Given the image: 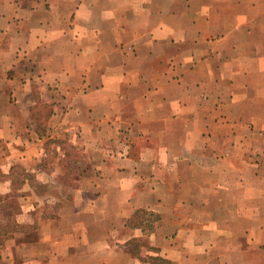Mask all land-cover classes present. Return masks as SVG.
Listing matches in <instances>:
<instances>
[{"label":"crops","instance_id":"crops-1","mask_svg":"<svg viewBox=\"0 0 264 264\" xmlns=\"http://www.w3.org/2000/svg\"><path fill=\"white\" fill-rule=\"evenodd\" d=\"M16 165L0 264H264V0H0L4 195Z\"/></svg>","mask_w":264,"mask_h":264},{"label":"rangeland","instance_id":"rangeland-1","mask_svg":"<svg viewBox=\"0 0 264 264\" xmlns=\"http://www.w3.org/2000/svg\"><path fill=\"white\" fill-rule=\"evenodd\" d=\"M32 108H36L35 111L37 112V117H38V107H32ZM45 113H46V109L41 110L40 117L42 118L45 115ZM47 148H48V151H47V154L45 155L46 157L44 156V159H47L46 161L48 163V166H51L52 162H54V164L57 166L56 160L54 159V152H53V150L56 149V144H54L53 142L49 143ZM69 158H73V161H74L78 158H82V155L80 153H77L76 151H74V153H72ZM62 165H63V167L68 166L67 158L63 160ZM26 169L27 168H25L22 165L18 166L16 168L15 173L17 175L19 174L20 177H22V178H27L31 181L35 180V183H37L36 182V174L32 173L31 171H27ZM52 170H54V169L52 168ZM48 172H49L48 174L50 175V177L55 178V179H59L61 181H66L67 178L69 179L72 176H74V173H76L77 170L72 172L73 174H67L65 172L62 173L61 170H58L57 172L55 171L54 173H52L51 169ZM30 174H33V177H31ZM30 177H31V179H30ZM3 179H4L3 176L0 175V181ZM59 182L60 181H58V183ZM47 183H48V186L40 187L39 189H42L47 194L52 192L53 195H61L62 191H64L65 194L68 193V190H66L67 187H62L58 183H56L55 185H51L50 180H47ZM14 188H17V184L15 185ZM33 188H35V194L28 195V198L30 199V201H38V191H39L38 184H34ZM43 191L40 194H43ZM71 191H73V188L71 189ZM0 195H3L7 199L6 203L4 204L3 209L2 208L0 209V249H2V245H3V241H4L3 237H2V230L4 228L3 218H8V224L6 225V227L10 228L11 231L23 232L24 234H22L21 237H25V239L28 241L33 240L35 237V235H34L35 232L33 231V229L37 226V220L36 219L38 218V202L35 203L37 205L36 206L37 210H33L32 212H28L27 215H25L24 217L21 218L22 223H20L18 221L17 216L22 210V198H20L18 191L16 189H14V191H12L10 194H7V195H4L0 192ZM13 202L15 204V207H13V205H12ZM50 205H51V203H43V208L46 206L48 207ZM52 206H55V205L52 204ZM16 207L19 208V210H17ZM36 214H37V216H36ZM12 218L15 221H17V225L12 224L14 221V220H12ZM5 221H6V219H5Z\"/></svg>","mask_w":264,"mask_h":264},{"label":"trees","instance_id":"trees-1","mask_svg":"<svg viewBox=\"0 0 264 264\" xmlns=\"http://www.w3.org/2000/svg\"><path fill=\"white\" fill-rule=\"evenodd\" d=\"M17 167H18V166L16 165V168H17ZM15 174H16V173H15ZM30 176L33 177V174H30ZM31 177H30V179H31ZM22 179H23V178L20 177L19 174H18V175L16 174V175L13 176V182H14V184H15V183H16V184H21L22 181H23ZM14 189H15V188H14ZM6 201H7L6 197H4L3 195H0V209H1V208L3 209L4 204L6 203ZM12 205H13V207H15L14 202L12 203ZM16 209L19 210V208H17V207H16ZM7 217H8V216H7ZM12 220H14V219L12 218ZM12 224H16V225H17V221L14 220ZM3 230H6V233H7L6 225L4 226ZM9 230H10V228H9Z\"/></svg>","mask_w":264,"mask_h":264}]
</instances>
